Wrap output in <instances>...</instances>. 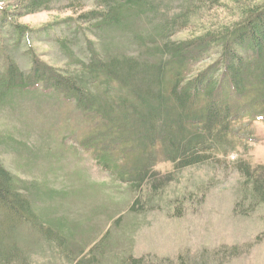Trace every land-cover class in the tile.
I'll return each mask as SVG.
<instances>
[{
	"label": "rangeland",
	"instance_id": "1",
	"mask_svg": "<svg viewBox=\"0 0 264 264\" xmlns=\"http://www.w3.org/2000/svg\"><path fill=\"white\" fill-rule=\"evenodd\" d=\"M48 1L49 8L27 13L22 0H0V11L7 12L0 17V67L8 55L27 72L34 58L62 76L78 77L91 53L100 61L136 57L166 39L226 35L264 6V0H148L147 10L121 14L117 23L89 24L80 15L102 8L105 0ZM11 23L25 28L21 41ZM218 50L210 46L185 76L209 67ZM105 79L89 85L98 98L116 100L126 92ZM42 86L0 95V166L38 221L8 229L0 223V244L17 254L0 264H125L128 257H143L142 264H264V202L238 171L241 164L264 168L262 115L233 121L232 141L223 145L227 152L202 162L179 167L181 157L164 155L172 148L157 147L141 182L114 175L81 145L100 129L98 114ZM135 152L126 167L145 163L148 156ZM157 180L163 184L155 186ZM46 228L64 243L47 240Z\"/></svg>",
	"mask_w": 264,
	"mask_h": 264
},
{
	"label": "trees",
	"instance_id": "2",
	"mask_svg": "<svg viewBox=\"0 0 264 264\" xmlns=\"http://www.w3.org/2000/svg\"><path fill=\"white\" fill-rule=\"evenodd\" d=\"M22 1L27 13L50 7L48 0ZM150 4L148 0H105L98 4L102 8L86 11L80 17L89 24L117 23L121 14L147 10ZM0 12L5 19L7 12L3 8ZM9 25L16 41H21L25 28ZM152 45L141 54L147 55L143 59L138 57L141 55H122L120 59L108 57L100 61L91 53V60L78 77L62 76L34 58L30 69L24 72L6 55L0 67V95L12 88L43 84V89L74 101L82 111L98 114L100 129L83 138L81 145L92 149L97 162L114 175L129 174L130 179L139 178L141 182L153 165L151 153L157 147L172 148L164 155L172 161L181 157L179 167L202 162L217 152H227L223 145L232 141L233 131L229 130L233 121L245 116L264 118V6L250 11L247 19L226 35L210 32ZM210 46L219 49L216 61L186 77L187 67L206 55ZM167 73L171 75L168 80ZM102 77L116 82L126 92L116 100L98 98L90 86H96ZM89 81L91 84L86 85ZM134 152L148 156L140 168L125 166L128 155ZM238 171L249 183L252 194L264 202V168L241 164ZM157 183L163 184L161 180L155 186ZM32 210L25 194L14 188L11 174L0 166V223L7 229L24 223L38 226ZM42 233L58 246L65 241L51 228ZM12 248L0 244L4 257L0 258L10 263L17 256ZM142 262L143 257H128L125 264Z\"/></svg>",
	"mask_w": 264,
	"mask_h": 264
}]
</instances>
